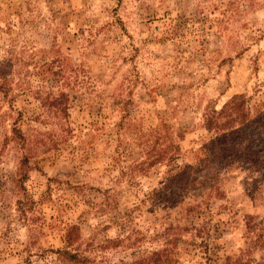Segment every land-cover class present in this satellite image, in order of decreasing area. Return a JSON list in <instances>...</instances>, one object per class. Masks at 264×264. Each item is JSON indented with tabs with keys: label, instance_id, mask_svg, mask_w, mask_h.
Returning <instances> with one entry per match:
<instances>
[{
	"label": "rangeland",
	"instance_id": "1",
	"mask_svg": "<svg viewBox=\"0 0 264 264\" xmlns=\"http://www.w3.org/2000/svg\"><path fill=\"white\" fill-rule=\"evenodd\" d=\"M157 262L264 264V0H0V264Z\"/></svg>",
	"mask_w": 264,
	"mask_h": 264
},
{
	"label": "trees",
	"instance_id": "2",
	"mask_svg": "<svg viewBox=\"0 0 264 264\" xmlns=\"http://www.w3.org/2000/svg\"><path fill=\"white\" fill-rule=\"evenodd\" d=\"M240 97H235V100L236 99H239ZM212 119L211 118H209L208 119V121H211ZM241 120L242 121H238V125H236V124H233V125H230L229 127H224V129H221V130H224V131H227V133H225V132H223V134L221 135V138H219V139H221V141L222 140H225V142H226V140H228V139H232V135L234 134V133H237L238 134V137L236 136L235 137V141H234V143H233V141L231 140V145H232V148L230 147V148H228V149H226L225 151H224V153H223V155H221V159H224L225 158V156H226V151L227 150H231V149H233V148H235V147H237V144H238V138L240 139L241 138V136L239 135L240 133H242V135L244 134V133H247L249 130H254L255 128H252L251 129V127H250V125L252 126V123L251 124H248V126H246V123H248V122H246L245 121V118H241ZM241 125V126H240ZM227 126V125H226ZM229 130V131H228ZM255 131V130H254ZM255 136L256 135H254V133H253V131H252V137H251V139H250V141H249V143L247 144V151L248 152H251L250 154H252L250 157H249V159L252 161V164H253V166H258V167H262V164H261V161H259V159L256 157V155H254V153L253 152H255L254 150H253V144L255 143ZM235 151H236V155L240 158L241 157V155H242V153H240L239 152V149H237V148H235ZM64 253L65 254H67V255H70L71 254V252H69V251H64ZM73 257H75V258H77V255H75V254H73L72 255ZM83 260H86V259H83ZM77 261H78V258H77ZM160 262H157L156 264H159ZM160 264H162V263H160Z\"/></svg>",
	"mask_w": 264,
	"mask_h": 264
}]
</instances>
